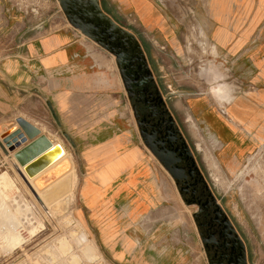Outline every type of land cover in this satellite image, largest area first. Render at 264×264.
I'll return each mask as SVG.
<instances>
[{
  "label": "rangeland",
  "instance_id": "rangeland-1",
  "mask_svg": "<svg viewBox=\"0 0 264 264\" xmlns=\"http://www.w3.org/2000/svg\"><path fill=\"white\" fill-rule=\"evenodd\" d=\"M96 1L99 10L105 13V0ZM155 1L176 21L178 39L176 50L163 43L157 45L156 57L152 43L144 38L139 27L130 23L128 26L119 25L115 21L116 17L123 22L126 20L115 8H112L115 17L105 13L126 33L121 34L116 28L113 29V40L125 53V63L128 65L126 69L135 74L140 71L142 76L148 75L145 83L133 85L134 89H131L122 81L120 65H117L115 55L72 25L66 16L67 10L65 12L59 0H7L13 14L25 23L22 34L21 26L0 27V57L14 48V69L21 66V62L27 63L29 69H40L36 59L26 52L25 47L19 52L22 42L29 44L39 41L66 28L76 31L91 55L98 59L95 65L88 56L85 57L84 64H75L66 69H95L105 73L107 58L108 69L114 73L119 86L111 90L114 97L105 96L104 89L95 91V103L106 105L95 104L94 112H98L100 116L113 115L117 113V100L119 101V112L123 117L120 125L139 146L141 167L147 168V174L136 179L134 185L126 191L129 195L125 199L128 201L118 203L107 215H102L107 204L102 201L95 203L94 209L99 216L94 217L93 211L84 206L86 201L80 192L84 179L92 169L86 168L85 159L81 156V151L75 150L74 139L68 131L58 128L59 120L49 89L46 87L43 90L44 83H39L34 74L30 78L29 87L13 89L12 106L5 108L0 105V123L14 122L13 118L17 116L35 122L46 136L53 138V141L59 140L54 143L61 145L64 157L69 159L67 153L69 154L74 169L71 166L45 188L36 190L47 207L44 208L34 200L13 169L11 161H7L5 168H0V173H7L8 184L16 196L15 198L0 189V213L9 200L13 221H25L27 218L29 222H25L26 227L35 228L31 233L26 232V237L16 235L8 238L13 231L12 227L0 243V264H264V130L259 125L246 133L243 126L237 127V134L230 139L237 142L231 150H225L227 144L221 142L201 121L199 110H194L203 104L215 117L230 121L227 104H231L236 97H248L257 89L242 82L240 75L233 72L237 65L233 62L234 59L217 56L218 51L206 32V27L199 21V11L204 17L202 7L206 0ZM197 7H201V10ZM91 8L90 0L85 9ZM92 22L101 23L105 28V18H99L95 12ZM16 45H20L19 48ZM133 56V60L128 59ZM244 61L245 59H240L238 64H244ZM6 63L5 60H0L1 67ZM246 66L249 67V63ZM217 87L222 93L215 90ZM136 88L146 89L157 95L161 111L172 120L180 138L188 146L196 161V170L203 176L214 202L218 203L237 234V259L234 263L212 256L211 251L205 247L201 228L194 216L197 205L183 199L177 180L169 174L143 140L135 114L134 103L139 98L137 94H133ZM2 92L0 90V95H3ZM206 120L210 123L214 121L209 114ZM131 174L125 173L124 178L129 180ZM122 179L123 177L120 181ZM116 186L115 182L102 191V195L106 194L104 199ZM139 189H146L148 192L147 202L142 200L136 213L130 215L126 211L127 204L135 199ZM21 213L23 216H20ZM108 223L113 235L105 240V226ZM16 224L20 229L21 224ZM128 239L131 244L126 245ZM61 241H64L63 244H60ZM105 242L119 243L126 247L129 253L126 260L106 255ZM86 244L94 247L95 258L83 254V246ZM72 255L76 258H72Z\"/></svg>",
  "mask_w": 264,
  "mask_h": 264
},
{
  "label": "crops",
  "instance_id": "crops-1",
  "mask_svg": "<svg viewBox=\"0 0 264 264\" xmlns=\"http://www.w3.org/2000/svg\"><path fill=\"white\" fill-rule=\"evenodd\" d=\"M205 2L202 7L205 14L203 17L202 12L199 11V21L206 27V32L218 51L217 56L234 59L233 62L237 65L233 72L240 75L242 82L257 89L248 97H236L231 104H227L226 109L231 118L230 121L223 117H215L203 107V104L199 109L192 107L194 110H199L201 121L206 127L221 142L227 144L225 150H231L237 142L230 140L234 134H237V127L243 126L246 133L259 125L264 130V0H206ZM112 8H115L126 20L123 22L116 17L114 20L118 21L119 25L128 26L130 23L140 28L144 38L153 44L151 47L154 49L155 57L158 56L157 45L160 43L176 50L177 23L163 8L158 6L155 0H105V13L113 14ZM197 8L201 10V7ZM12 10L7 0H0V27L21 26L20 33L22 34L25 23L14 15ZM113 15L115 17V14ZM19 46L15 47L19 48ZM21 46L19 52L25 47L26 52L36 59L40 69H29L27 63L24 62L14 69L12 67V60H16L13 54L14 48L10 53L0 57V60L7 62V65L0 66V90L3 91V95H0V105L12 106L13 89L20 90L29 87L30 78L34 74L37 75V81L44 83L43 90L48 87L50 98L55 104L59 120L58 128L68 131L70 137L74 139L75 150L81 151V156L85 159L86 168L92 169L84 179L80 190L86 201L84 206L93 211L92 215L96 217L99 214L94 209L95 203L105 202L108 209L105 206V212L102 215H107L111 209L118 206V203L128 201L125 199L129 195L126 191L134 185L136 179L147 174V168L141 167L142 156L139 146L134 143L132 135L120 125L123 117L119 112V101L117 100L118 108L115 113L117 115L101 114L100 116L98 112H94L95 104L106 105L95 103L97 102L95 91L104 89L105 96L114 97L115 94L111 90L119 86L114 73L108 69L107 58H105V73L95 69H66L75 64H84L85 57L88 56L95 65L98 61L96 56L91 55L78 33L68 28L39 41L35 40L29 44L26 41L22 42ZM240 59H245L244 64H238ZM246 63L250 66L247 67ZM89 66L94 65L89 64ZM46 81H48V86H46ZM208 114L214 123L206 120ZM10 123L12 121L5 124ZM31 123L37 126L35 122ZM0 125L4 124L0 123ZM48 138L53 143L59 142V140L53 141L51 137ZM67 156L74 169L68 153ZM128 172L132 173L129 180L124 178V174ZM115 182L117 186L114 191L111 193L109 190V196L104 199L106 194L102 195V191ZM147 193L146 189H139L135 194V199L127 204L128 214L134 215L142 200L147 202ZM112 235L113 232L108 223L105 226V240L110 239ZM129 244L131 241L128 239L126 245ZM82 251L89 258L96 257L94 247L89 244L83 246ZM105 253L118 260H126V256L129 255L126 247L119 243L105 242ZM73 257L76 258L72 255Z\"/></svg>",
  "mask_w": 264,
  "mask_h": 264
},
{
  "label": "flooded vegetation",
  "instance_id": "flooded-vegetation-1",
  "mask_svg": "<svg viewBox=\"0 0 264 264\" xmlns=\"http://www.w3.org/2000/svg\"><path fill=\"white\" fill-rule=\"evenodd\" d=\"M95 34L108 47L119 53V64L126 87L134 89L133 85L137 86L148 80L147 74L142 76L140 71L135 74V72L132 73L126 69L128 65L125 63V53L114 40L107 39L105 35L96 32ZM128 59L133 60L134 56ZM139 91L144 95L141 96ZM133 94L139 96L134 105L143 140L172 169L183 199L197 205L194 216L201 228L205 247L211 251L212 256L223 258L227 263H234L237 259V243L231 233V225L223 215L218 203L214 202L203 176L196 170L193 163L194 158L192 160L186 152L185 145L173 126L172 120L161 111L157 95L149 90L138 88L134 90ZM220 261L221 259H219Z\"/></svg>",
  "mask_w": 264,
  "mask_h": 264
},
{
  "label": "water",
  "instance_id": "water-1",
  "mask_svg": "<svg viewBox=\"0 0 264 264\" xmlns=\"http://www.w3.org/2000/svg\"><path fill=\"white\" fill-rule=\"evenodd\" d=\"M89 1L90 0H59L60 5L65 10V12L67 10L66 16L70 23L75 27L79 28L82 33L89 36L99 44L103 45L106 49L111 51L115 55L116 63L119 66V53H117L113 48L108 47L107 44L103 43L97 37L95 32L105 35L107 39L111 40H113V36L115 34V32L113 31L114 28H116L117 31L121 34L126 33L118 24H116L112 19H110L108 15L99 10L96 0H91L92 8L90 10L85 9V5ZM94 12L99 18H105V28L103 27V25H100L101 23L95 24L92 22ZM119 71L122 75V70L120 66ZM14 120L17 124V127L10 132L4 133L2 135V142L5 144V146L8 147L9 151L13 152V158L16 160L19 166L23 167L24 173L27 176L35 175L48 165L47 160L43 158L42 152L51 145V141L44 133H41L39 128L34 126L24 117L17 116ZM183 143L185 145L186 152L191 156L193 160L188 146L185 142ZM146 145L163 164L169 174L173 178H175L174 173L172 169L168 166L167 162H165L164 159L149 144L146 143ZM0 147L4 152H6L1 142ZM193 163L195 164L194 160ZM52 177L53 174H50V176L44 177L43 180L47 181ZM230 230L231 233H233L234 238L237 239L238 237L233 227H231Z\"/></svg>",
  "mask_w": 264,
  "mask_h": 264
},
{
  "label": "bare ground",
  "instance_id": "bare-ground-1",
  "mask_svg": "<svg viewBox=\"0 0 264 264\" xmlns=\"http://www.w3.org/2000/svg\"><path fill=\"white\" fill-rule=\"evenodd\" d=\"M215 90H217V92L222 93L220 91L219 87H217ZM2 126L3 125H0V133L3 132ZM16 127H17V124L14 120V122L7 125V129L5 130V132L6 131L10 132L13 129H15ZM49 140L51 141V145L42 152L43 158L45 160H47L48 165L44 169H42L41 171L36 173L35 175L27 176L24 173L23 167L18 165L16 160L13 158V156L10 159L13 169L15 170V172L17 173L19 178L23 181V183L28 188V190L31 192V194L34 197V200L36 199V201L39 203V205L44 206V208H47V207L44 204V202L42 201V199L39 197V195L37 194L36 190H41V189L45 188L47 185H49L52 181H54L55 179L60 177L63 173H65L71 167V162L69 161V159L64 157V151H63V148L61 147V145L58 143H53L51 139H49ZM9 152H10V154L13 153L11 151H9ZM50 174H53V177L47 181H44L43 178L46 176L47 177L50 176ZM0 189L8 192L9 194H11L13 197L16 198L15 194L13 193V188L8 184L7 173L5 171H2L0 173ZM5 198H7V197H5ZM12 213L13 212L11 209V203L8 200V202L6 203V206L2 207V212L0 213L1 216H3V214H4L3 217H0V218H2V221L0 222V243L3 242V237H6L8 235L7 233L10 232L12 227H13V231L10 233L8 238H11L12 236H16V235L17 236L23 235V237H26L25 236L26 232L31 233L32 230L35 229V228L29 229L28 227H26L25 222H29V219H27V218H25L26 219L25 221L17 220V222H14L13 221L14 215ZM20 216H23V214L21 213ZM16 219H17V217H16ZM13 222H14V224H13ZM16 223L21 224L19 226L20 229H18V225ZM13 234H15V235H13ZM63 242L64 241H61L60 244H63Z\"/></svg>",
  "mask_w": 264,
  "mask_h": 264
},
{
  "label": "built area",
  "instance_id": "built-area-1",
  "mask_svg": "<svg viewBox=\"0 0 264 264\" xmlns=\"http://www.w3.org/2000/svg\"><path fill=\"white\" fill-rule=\"evenodd\" d=\"M162 1V0H161ZM7 128V125L4 124L3 125V132L0 133V142L2 143L3 147L5 148L6 152H4L2 150V148L0 147V168H5L6 167V164H7V161H11V157H12V154H10L9 150H8V147L5 146V144L2 142V135L4 133H7V131L5 132Z\"/></svg>",
  "mask_w": 264,
  "mask_h": 264
}]
</instances>
